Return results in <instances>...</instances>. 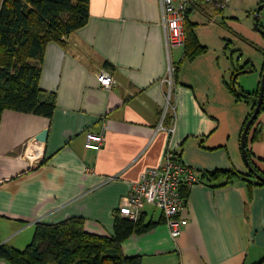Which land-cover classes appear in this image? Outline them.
Segmentation results:
<instances>
[{"label": "crops", "instance_id": "1", "mask_svg": "<svg viewBox=\"0 0 264 264\" xmlns=\"http://www.w3.org/2000/svg\"><path fill=\"white\" fill-rule=\"evenodd\" d=\"M261 2L196 0L187 18L206 49L186 58L183 45L171 48L180 66L170 86L161 82L168 55L158 0H89L87 21L63 41H48L40 61L39 86L55 98L52 116L1 114L0 242L23 249L38 222L70 217L111 235L119 204L169 145L200 172L248 173L240 137L249 104L229 84L241 65L251 70L237 75L239 86L252 91L261 80L264 34L253 25ZM103 68L115 76L111 89L98 81ZM169 86L175 111L168 108L162 125L173 123L171 134L156 130ZM87 131L103 132L98 149L85 145ZM248 131L251 159L264 172V108ZM224 179L201 176L189 186L175 237L162 209L144 200L139 219L155 225L126 238L123 253L141 264L264 263V184L219 186ZM0 264L12 263L0 256Z\"/></svg>", "mask_w": 264, "mask_h": 264}, {"label": "trees", "instance_id": "2", "mask_svg": "<svg viewBox=\"0 0 264 264\" xmlns=\"http://www.w3.org/2000/svg\"><path fill=\"white\" fill-rule=\"evenodd\" d=\"M187 15L188 12L183 22L184 57L192 58L203 52L206 46L194 33ZM88 16L89 0H0V120L6 108L52 116L54 95L39 86L40 61L45 46L50 40L63 41V37L83 25ZM175 64L176 78L180 62ZM243 67L245 65L235 68L234 72ZM259 85L255 90L248 91L239 85L235 89L232 80L229 84L235 96L249 104L242 131L256 105ZM263 108L264 97L259 113ZM257 136L255 133L252 139ZM246 153L256 172L264 177V172L251 159L247 141ZM219 175L225 176L219 186L238 179L245 181L249 187L264 184L263 179L250 171L241 173L234 169H218L200 172V177L210 179H216ZM189 189L188 185L181 187L185 200ZM154 225V222L128 219L119 212L115 214L111 235L87 231L82 217H70L53 223L38 222L33 238L25 248L18 249L0 242V256L12 264H141L139 256L123 253L122 242L131 234L143 233Z\"/></svg>", "mask_w": 264, "mask_h": 264}, {"label": "built area", "instance_id": "3", "mask_svg": "<svg viewBox=\"0 0 264 264\" xmlns=\"http://www.w3.org/2000/svg\"><path fill=\"white\" fill-rule=\"evenodd\" d=\"M196 0H158L161 12V23L168 55L167 70L161 82L170 86L175 78L176 64L171 57V48L174 45L184 43V19L188 10ZM213 2V0H204ZM100 85L105 89H111L115 85V76L108 69H101L97 75ZM165 91V106L161 119L156 128H167L171 134L174 124L163 126L162 121L168 108L175 111V104L171 101V88ZM85 145L89 148L98 149L103 141V132H86ZM200 171L183 162L175 155L172 146H167L164 152V160L157 165L145 168L138 180L133 183L132 190L125 196L118 206V212L131 220H137L140 216V204L150 201L157 204L163 212L164 221L170 227L172 236L181 233L180 211L185 206V198L181 194L183 185L191 186L199 181Z\"/></svg>", "mask_w": 264, "mask_h": 264}, {"label": "water", "instance_id": "4", "mask_svg": "<svg viewBox=\"0 0 264 264\" xmlns=\"http://www.w3.org/2000/svg\"><path fill=\"white\" fill-rule=\"evenodd\" d=\"M264 6V2H261L257 5L255 11H254V28L258 31H260L262 34H264V28L259 24V13H260V10L261 8ZM251 70L250 68H241V69H238L236 70L233 75H232V84L233 86L235 87V89H238V84H237V81H236V78H237V75L239 73H242V72H247ZM263 97H264V70L262 72V76H261V80H260V85H259V93H258V97H257V101H256V105L252 111V114L250 115L249 119L247 120L244 128H243V131L241 133V137H240V144H241V151H242V155H243V158L247 164V167L249 169V171L253 174H255L258 178L260 179H263L264 180V177L257 173L254 166L252 165V163L250 162L248 156H247V153H246V141H247V133H248V130H249V127L250 125L252 124V122L254 121V119L257 117L258 113H259V110H260V107H261V104L263 102ZM48 133V130L45 128L43 129L41 132H40V136L42 137H45ZM264 264V263H262Z\"/></svg>", "mask_w": 264, "mask_h": 264}, {"label": "rangeland", "instance_id": "5", "mask_svg": "<svg viewBox=\"0 0 264 264\" xmlns=\"http://www.w3.org/2000/svg\"><path fill=\"white\" fill-rule=\"evenodd\" d=\"M236 55H237V54L235 53V59H236Z\"/></svg>", "mask_w": 264, "mask_h": 264}]
</instances>
